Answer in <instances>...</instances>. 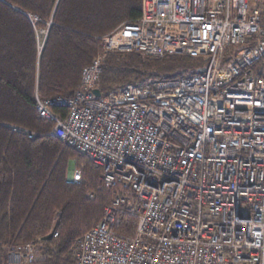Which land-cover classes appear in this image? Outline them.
Segmentation results:
<instances>
[{
    "label": "built area",
    "instance_id": "2783aa9c",
    "mask_svg": "<svg viewBox=\"0 0 264 264\" xmlns=\"http://www.w3.org/2000/svg\"><path fill=\"white\" fill-rule=\"evenodd\" d=\"M99 40L106 53L200 63L96 97L103 54L73 96H37L48 135L118 190L76 240L77 264H264V0H142L137 20ZM124 215L136 220L131 235ZM46 241L10 248L8 264H34Z\"/></svg>",
    "mask_w": 264,
    "mask_h": 264
},
{
    "label": "trees",
    "instance_id": "16d2710c",
    "mask_svg": "<svg viewBox=\"0 0 264 264\" xmlns=\"http://www.w3.org/2000/svg\"><path fill=\"white\" fill-rule=\"evenodd\" d=\"M141 10L142 0H0V264H8V248L51 233L59 236L44 243L45 259L34 264H77L72 246L112 203L118 190L104 184L101 170L48 135L53 123L38 117L37 96H73L83 69L105 54L99 38L137 20ZM27 14L43 22L33 23ZM45 23L42 41L38 29ZM105 56L98 82L103 96L148 78L191 76L200 63L135 51ZM73 160L85 167L79 184L69 166ZM135 227L136 220L124 215L120 231L131 235Z\"/></svg>",
    "mask_w": 264,
    "mask_h": 264
},
{
    "label": "rangeland",
    "instance_id": "374dc122",
    "mask_svg": "<svg viewBox=\"0 0 264 264\" xmlns=\"http://www.w3.org/2000/svg\"><path fill=\"white\" fill-rule=\"evenodd\" d=\"M28 15V17L30 18V20H32V21H34L33 23H40V22H43L38 16H36V15H32V14H27ZM46 24V27H44V28H39L38 29V32H39V35L42 37L41 38V40L42 41H44V39H45V37L47 36V34H48V26L50 25V23H45ZM41 30V31H40ZM107 35V34H106ZM42 48V46L40 45V49ZM103 50H104V53L105 54H107L106 53V51H105V49H104V47H103ZM101 55H103V54H101ZM101 55H99V56H101ZM98 56V57H99ZM97 57V58H98ZM106 57V56H105ZM96 58V59H97ZM123 88V87H122ZM118 89H120V88H118ZM117 90V89H116ZM70 168H71V170H72V172H74V169L78 166V162L76 161V160H73L72 162H70ZM78 167H84V166H78ZM85 168V167H84ZM91 199H93L92 197H91ZM75 245V244H74ZM74 245L72 246V248L74 247ZM43 248H44V245L42 246V250L40 251V254H39V256L37 257V260H36V263H37V261L39 262V261H44V259H45V257H44V254L42 253V251H43ZM8 250H9V248H8ZM72 250V253H73V255H74V251H73V249H71ZM7 253H8V251H7ZM74 258H75V256H74ZM76 259V258H75ZM76 263H77V261H76Z\"/></svg>",
    "mask_w": 264,
    "mask_h": 264
},
{
    "label": "water",
    "instance_id": "95a60500",
    "mask_svg": "<svg viewBox=\"0 0 264 264\" xmlns=\"http://www.w3.org/2000/svg\"><path fill=\"white\" fill-rule=\"evenodd\" d=\"M198 72L199 73H204L205 69L201 68V69L198 70ZM94 94H95L96 97H100L102 95L100 89H98V88L94 90ZM52 238H53V234L51 233L48 236H46L44 239L49 241V240H52Z\"/></svg>",
    "mask_w": 264,
    "mask_h": 264
},
{
    "label": "bare ground",
    "instance_id": "6f19581e",
    "mask_svg": "<svg viewBox=\"0 0 264 264\" xmlns=\"http://www.w3.org/2000/svg\"><path fill=\"white\" fill-rule=\"evenodd\" d=\"M65 97V96H64ZM51 99V98H50Z\"/></svg>",
    "mask_w": 264,
    "mask_h": 264
}]
</instances>
